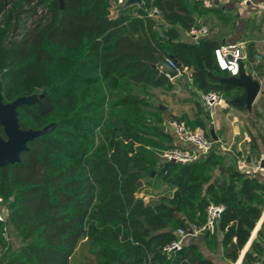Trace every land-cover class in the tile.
Wrapping results in <instances>:
<instances>
[{
    "label": "trees",
    "instance_id": "trees-1",
    "mask_svg": "<svg viewBox=\"0 0 264 264\" xmlns=\"http://www.w3.org/2000/svg\"><path fill=\"white\" fill-rule=\"evenodd\" d=\"M62 1L63 8L59 0H0L2 102L37 96L17 108L19 129L52 125L28 143L18 163L0 168L7 226L21 240L2 264H72L79 248L95 264H212L193 244L169 258L162 252L177 229L202 227L211 204L224 210L215 233H203V240L213 250L222 233L223 257L235 263L261 216L264 175L222 167L214 154L188 164L162 160L160 153L175 147L164 113L133 93L134 87L171 90L155 67L171 60L197 91L220 92L243 110L233 102L242 89L220 83L225 74L213 57L218 43L182 39L213 10L196 0H141L111 17L110 0ZM42 6L48 18L19 32L20 17ZM153 10L158 15L149 16ZM247 61L255 63L251 49ZM204 117L173 119L209 137ZM152 172V181L139 186ZM159 185L169 190L150 207L143 197ZM3 228L0 223L1 247ZM257 235L243 264L264 253V221Z\"/></svg>",
    "mask_w": 264,
    "mask_h": 264
},
{
    "label": "crops",
    "instance_id": "crops-1",
    "mask_svg": "<svg viewBox=\"0 0 264 264\" xmlns=\"http://www.w3.org/2000/svg\"><path fill=\"white\" fill-rule=\"evenodd\" d=\"M254 3L256 5H261V4H264V0H254ZM211 9L213 10L212 13L207 14V16H215L216 21H217V22L215 21L216 24L218 23L225 24L231 20L233 26H232V30H230L227 33H222V32L218 33L217 31L215 32L214 29L210 31V29L206 25L201 23V20L207 17V16H203V18H201L195 26L203 25L208 28L209 34L205 38H209V39L216 41L219 46L224 45V44H242L243 46L247 44L246 50H244V48L242 47L243 52L246 56V59L243 61L246 74H249L253 77L252 74L255 73L256 71L258 72V70H261V71L262 69L264 70V12L259 10L257 7L243 6L237 0H215L213 7L210 8L209 10ZM184 34L186 36V33ZM188 42H192V41L190 40ZM248 49H251L255 55V63L252 65L247 61V50ZM184 76H187V80L190 82L191 89L194 90L196 93L200 94L202 98L203 94L197 91L192 86L191 79L189 78L188 72H183L180 76H177L169 80L173 84V81H177L180 78H183ZM226 77L228 76L225 74L224 76L220 78V80ZM261 77L263 78V76ZM253 78L255 79V77ZM257 81L260 83L259 80ZM260 88H261V83H260ZM239 93H240V97L244 96L242 95V93H244L243 90L240 91ZM240 97H237V98H240ZM227 106L229 105L225 101L223 107L217 108L212 120L209 119L204 106L203 108H200L199 106L197 107L198 108L197 114L196 116L193 117L192 120H190L186 116H183V117H186L188 120L193 121L196 118H203L204 116H206L207 117L205 120L206 126L209 123L208 124L209 133L207 132L209 136L208 138L212 139L211 135H213L215 139L219 140L221 145H223L225 148L229 149L230 151L228 155L218 156L222 159V167H230L237 172H241V173L249 175L248 172L256 165V163L259 160H261V158H264V141L261 138L251 134V132H249V135H248L245 132H241L239 127H233V126L231 127L230 122H232V120L229 119L230 115L228 114L225 115L226 114L225 110ZM235 109L240 110L238 108H235ZM244 110L247 111L244 107H243V110H240V111H244ZM169 120H175V119H173V117H170ZM233 120L235 121L237 120L236 115H233ZM166 122H167V119H164V127H165ZM213 123H215V126H213L214 125ZM195 129L202 130L201 128H195ZM202 131L204 132V130ZM223 133L225 134V139L222 138ZM235 141L236 142L240 141L242 143L239 142L236 145H234ZM241 144H244L243 148L247 153L246 157H239L238 155L239 152L232 151L231 147H234L235 149V147H238ZM176 145L178 144H176L174 140V146ZM240 150H241L240 147H238L237 151H240ZM230 154H233L234 156ZM242 167L248 168L247 170L248 172H244L242 170L243 169ZM219 171H220L219 168L218 170H215L213 172V177L218 176ZM249 176H252V175H249ZM260 180L264 181V178ZM168 190L169 188H167V186L165 185H159L157 187L152 186L150 188H147V192L150 195L144 196L143 199L145 203L147 204L151 200H158V198L162 194L166 193V191ZM142 194L143 193H140V195ZM263 221H264V206L261 208L260 219L256 223L254 229L250 231V234L246 240L247 242L245 246L243 247V249L241 250V252L239 253L238 259L235 263L243 264L242 258L244 254L250 249V246L254 241H259L257 232L260 230L261 224ZM197 227L198 226H189L191 230L193 229L195 230ZM222 239H223V234L220 232H217V245L215 249L211 250L205 244L202 234H197V235L194 234V235H189L183 240V246H187L191 244L196 245L199 252L202 254V256L208 261H210L212 264H235V263H231L230 261L226 260L223 257ZM262 247L264 248V243H262ZM260 258L261 257H259V259Z\"/></svg>",
    "mask_w": 264,
    "mask_h": 264
},
{
    "label": "rangeland",
    "instance_id": "rangeland-1",
    "mask_svg": "<svg viewBox=\"0 0 264 264\" xmlns=\"http://www.w3.org/2000/svg\"><path fill=\"white\" fill-rule=\"evenodd\" d=\"M124 3L122 5H119L117 7L112 6V9L110 10L111 17L117 16L121 11L126 10H133L141 6V3L134 4V5H126V0H123ZM7 10H9V6L6 7ZM49 12L46 7H40L37 9V13H31L23 14L20 17V24H19V32H21L22 29L25 27H30L40 21V19H46L48 18ZM203 16H207L206 14L200 15L199 18H197V23ZM2 20V16L0 15V21ZM216 18L215 16H207L205 19L203 18L201 20V23L206 25L210 31L212 29L227 33L230 30H232V21L225 24H216ZM182 39L184 41H190L188 37L185 36V34L182 35ZM244 50L247 49V44L242 46ZM253 77H255L256 80H259L261 83L260 93L257 96L255 102L253 103L250 111H240L233 107L227 106L226 107V114L230 115L229 119L232 120L230 122L231 127H239L241 132H245L249 135V132L251 134L261 138L264 141V70H258L255 73L252 74ZM263 76V78L261 77ZM133 93L140 98L147 101L151 108H158L164 112V118L167 119V122L170 121L169 118H182L183 116L188 117L190 120L193 119L194 116L197 114V107L203 108V102L200 94L196 93L194 90L190 87V82L187 80V76H184L183 78H180L177 81H173V88L171 90L166 89H152L147 88L142 90L139 87L133 88ZM234 96H230L232 98ZM240 97V93L239 96ZM237 98V97H236ZM224 102H225V96H223ZM199 111V110H198ZM233 115L237 116V120H233ZM184 122V121H183ZM209 124V123H208ZM207 124V132L209 133V126ZM215 126V123H213ZM166 131L171 134L175 140V143L184 147L185 149H193V146L190 144H183L180 143L174 136L173 130L168 126L165 125ZM222 138L225 139V134H222ZM223 141V140H222ZM224 142V141H223ZM240 141H235L234 145L239 143ZM242 143V142H240ZM244 144H241L240 151L238 150V147H231L232 151L239 152V157H246L247 153L243 148ZM244 172H247L248 168L242 167ZM0 213L7 216V210L5 205L0 206ZM7 225V224H6ZM5 242L4 245L0 246V264H2L3 259L5 256L20 247L21 240L17 236V234L13 231V229L8 225L6 226V233H5ZM72 264H95V260L92 255L88 253L87 249L79 248L73 259Z\"/></svg>",
    "mask_w": 264,
    "mask_h": 264
},
{
    "label": "built area",
    "instance_id": "built-area-1",
    "mask_svg": "<svg viewBox=\"0 0 264 264\" xmlns=\"http://www.w3.org/2000/svg\"><path fill=\"white\" fill-rule=\"evenodd\" d=\"M205 9H210L214 5L215 0H196ZM243 6H253L257 7L259 10L264 12V4L256 5L254 0H237ZM111 7L119 6L124 3L123 0H110ZM126 3V2H125ZM158 15L157 10H153L149 13V16ZM209 34V30L206 26L198 25L193 26L189 31L186 32V36L192 41L197 42L205 38ZM213 57L215 60L216 67L228 77H237L239 73V65L246 59L243 52L242 44H224L219 46L213 51ZM169 65L173 67L178 76H180L184 71L176 66L171 60H167ZM170 79V78H169ZM202 102L205 111L210 120L213 119L215 111L217 108L223 107L224 99L223 94L220 92H208L202 95ZM172 130L175 138L183 144H190L193 149H185L180 145H176L174 148L165 150L160 153V158L164 161H170L179 164L193 163L200 158L207 156L209 154H214L216 156H225L230 152L229 149L225 148L218 139L208 138L204 132L200 129H190L187 127L185 122L179 120H170L166 122ZM166 130V129H165ZM171 135V134H170ZM233 155V154H230ZM234 156V155H233ZM248 172V171H247ZM249 175L262 174L264 175V158H261L256 165L248 172ZM0 206H3V199L0 197ZM224 207L221 205H209L206 210V221L202 227H197L193 229L192 235L208 233L213 235L215 233L216 223L223 212ZM0 223L4 224L2 236L5 237L7 216L0 213ZM175 240L167 244L162 252L167 258L171 257L174 253L181 250L183 247V240L189 236L188 232L184 229H177L175 231ZM238 264V263H235ZM253 264H264V253L261 258Z\"/></svg>",
    "mask_w": 264,
    "mask_h": 264
},
{
    "label": "water",
    "instance_id": "water-1",
    "mask_svg": "<svg viewBox=\"0 0 264 264\" xmlns=\"http://www.w3.org/2000/svg\"><path fill=\"white\" fill-rule=\"evenodd\" d=\"M141 3V0H126V5H134ZM61 8H63V1L59 0ZM161 69L168 78L173 79L178 76L177 71L169 65L167 61L160 60L155 66ZM222 84L235 86L244 91V96L235 98L234 103L244 107L247 111L251 110V107L256 100L259 91L260 83L255 80L251 75L246 74L243 62L239 65V73L237 77H226L220 80ZM38 100L37 96H30L24 98H18L12 103L4 104L0 95V127L2 128L4 138L0 135V168L9 164H15L20 161V156L27 150L29 142L35 138L40 137L52 129V125H49L42 130H26L19 129L17 122V108L22 105H28ZM212 139L215 140L213 135ZM155 176V172H152L149 177H146L143 181L138 183L139 186L150 183ZM156 194V192H155ZM158 204V200H151L147 203L148 206L154 207ZM174 213V209H170ZM178 220L185 222L182 215L174 214ZM186 229L189 235L193 234V231L186 225Z\"/></svg>",
    "mask_w": 264,
    "mask_h": 264
}]
</instances>
